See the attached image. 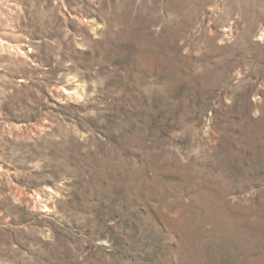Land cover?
I'll list each match as a JSON object with an SVG mask.
<instances>
[{"label":"rangeland","instance_id":"obj_1","mask_svg":"<svg viewBox=\"0 0 264 264\" xmlns=\"http://www.w3.org/2000/svg\"><path fill=\"white\" fill-rule=\"evenodd\" d=\"M0 264H264V0H0Z\"/></svg>","mask_w":264,"mask_h":264}]
</instances>
